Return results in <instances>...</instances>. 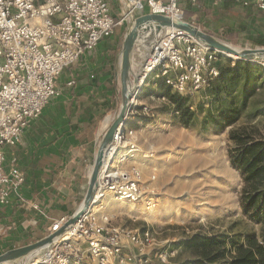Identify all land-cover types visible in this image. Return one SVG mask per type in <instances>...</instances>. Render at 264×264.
Returning a JSON list of instances; mask_svg holds the SVG:
<instances>
[{
    "label": "built area",
    "instance_id": "obj_1",
    "mask_svg": "<svg viewBox=\"0 0 264 264\" xmlns=\"http://www.w3.org/2000/svg\"><path fill=\"white\" fill-rule=\"evenodd\" d=\"M198 1L122 0L118 17L109 0H0L1 204L8 203L11 192L18 193L26 182L16 164L7 169L4 148L21 145L30 122L40 117L50 100L60 96V74L112 37L126 17L141 16L147 10L185 19L183 3ZM213 1L264 9V0ZM227 57L181 29H169L141 65L140 84L143 87L151 79L163 78L172 91L189 96L210 88L220 77V63ZM137 99L131 101L130 111ZM152 155L143 150L135 128L120 125L104 159L91 206L31 264H170L174 251L149 252L155 245L150 230L113 224L104 210L113 199L146 208L156 206L158 194L150 189L156 176L146 185L139 165L141 158ZM32 207L41 211L38 203ZM69 218L53 221L50 233L60 231Z\"/></svg>",
    "mask_w": 264,
    "mask_h": 264
},
{
    "label": "rangeland",
    "instance_id": "obj_2",
    "mask_svg": "<svg viewBox=\"0 0 264 264\" xmlns=\"http://www.w3.org/2000/svg\"><path fill=\"white\" fill-rule=\"evenodd\" d=\"M116 4L123 8L122 0ZM190 6L194 12L186 14L188 21L207 33L241 49L264 47L256 43L258 34H264V12L248 11L238 5L228 9L213 0ZM132 19L126 17L118 26L116 39L123 42ZM242 26L246 30L241 31ZM228 27L238 32L236 39L224 36ZM122 42L117 41L118 54ZM142 60L140 54L135 56L136 68ZM220 64H230L235 71L210 88L185 95L192 111L188 123H184L182 112L173 107L169 97L163 98L164 93L157 92V78L142 87L127 126L135 128L145 146L143 150L153 154L141 158L139 165L148 181L146 185L156 176L150 189L159 198L154 208L136 204L138 212L130 210L125 201L115 199L104 209L113 224L142 232L150 230L155 245L149 252L174 251L170 264H191L195 259L184 245L191 235L223 234L231 238L250 231L259 233L261 229V224L246 216L240 206L243 178L230 161L229 150L234 145L229 132L247 123L264 135V63L229 56ZM120 106L121 100L117 112ZM229 116H234L232 123H227ZM151 143L158 147L157 151L147 148ZM152 212L154 216L149 218L147 214Z\"/></svg>",
    "mask_w": 264,
    "mask_h": 264
},
{
    "label": "crops",
    "instance_id": "obj_3",
    "mask_svg": "<svg viewBox=\"0 0 264 264\" xmlns=\"http://www.w3.org/2000/svg\"><path fill=\"white\" fill-rule=\"evenodd\" d=\"M109 1L119 16L117 0ZM247 10L264 12L255 6ZM117 40L109 37L66 68L57 81L60 96L30 122L21 145L4 148L7 169L16 164L26 182L18 193L11 192L8 203H0V254L46 237L53 221L74 216L82 206L101 140L121 100Z\"/></svg>",
    "mask_w": 264,
    "mask_h": 264
},
{
    "label": "trees",
    "instance_id": "obj_4",
    "mask_svg": "<svg viewBox=\"0 0 264 264\" xmlns=\"http://www.w3.org/2000/svg\"><path fill=\"white\" fill-rule=\"evenodd\" d=\"M186 4L185 20L188 21L186 14L192 15L194 11L189 2ZM224 6L233 9L237 5L225 1ZM240 7L248 9V7ZM149 12L146 10L142 14ZM242 30H246V27L242 26ZM237 34L236 30L228 27L224 36L236 39ZM256 39L258 45L264 46V34L259 33ZM117 41L122 42L121 39ZM219 69L221 75L211 86L235 71L230 64H221ZM156 83L157 92L168 96L173 107L182 112L184 123H188V116L192 114V111L188 106L187 96L180 93L172 94L171 88L163 78L158 79ZM233 117L229 116L227 123H232ZM229 140L234 145V148L229 150L231 164L240 171L243 178L240 206L246 216H250L255 222L261 224V229L259 233L250 231L243 236L237 235L231 238L223 234L191 235L184 242L195 256L191 264H264V135L256 133V127L246 123L232 128L229 132Z\"/></svg>",
    "mask_w": 264,
    "mask_h": 264
},
{
    "label": "water",
    "instance_id": "obj_5",
    "mask_svg": "<svg viewBox=\"0 0 264 264\" xmlns=\"http://www.w3.org/2000/svg\"><path fill=\"white\" fill-rule=\"evenodd\" d=\"M181 29L196 40L207 45L211 49L218 50L230 57L252 63H264V47L259 48H237L232 44L221 40L211 33L202 30L197 24L181 18H173L164 14L144 13L141 16L133 17L129 24V29L123 40L122 49L117 56L116 74L119 76L121 84V106L118 114L111 122L101 140V145L96 155V163L91 173V180L87 190L86 198L78 210L62 226L60 231L51 232L46 237L41 238L31 244L15 247L0 254V264H31L35 259L45 253L52 244L61 238L71 225L76 223L82 213L91 206L94 193L98 187L99 174L105 163V157L112 145L114 135L120 125H128L130 122L131 101L137 98L142 85L140 84L139 70L146 61L148 52L169 29ZM140 54L142 64L136 68L135 56Z\"/></svg>",
    "mask_w": 264,
    "mask_h": 264
},
{
    "label": "bare ground",
    "instance_id": "obj_6",
    "mask_svg": "<svg viewBox=\"0 0 264 264\" xmlns=\"http://www.w3.org/2000/svg\"><path fill=\"white\" fill-rule=\"evenodd\" d=\"M125 204H127V206L130 208V210L135 211V212H138L139 211V208L136 206V204H134L132 202H130V203L129 202H126ZM150 208H154V207H147L146 209H150ZM147 215H148L149 218H152L154 216V212L148 213Z\"/></svg>",
    "mask_w": 264,
    "mask_h": 264
}]
</instances>
